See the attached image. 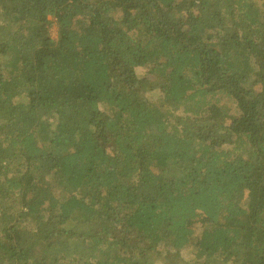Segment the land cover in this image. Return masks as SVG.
<instances>
[{
  "label": "trees",
  "instance_id": "trees-1",
  "mask_svg": "<svg viewBox=\"0 0 264 264\" xmlns=\"http://www.w3.org/2000/svg\"><path fill=\"white\" fill-rule=\"evenodd\" d=\"M180 262L264 264V0H0V264Z\"/></svg>",
  "mask_w": 264,
  "mask_h": 264
},
{
  "label": "rangeland",
  "instance_id": "rangeland-1",
  "mask_svg": "<svg viewBox=\"0 0 264 264\" xmlns=\"http://www.w3.org/2000/svg\"><path fill=\"white\" fill-rule=\"evenodd\" d=\"M50 34L53 38L58 37V26L55 23H53L50 27ZM249 199H250L249 197H246V202H248ZM179 264H184V263L180 262Z\"/></svg>",
  "mask_w": 264,
  "mask_h": 264
}]
</instances>
